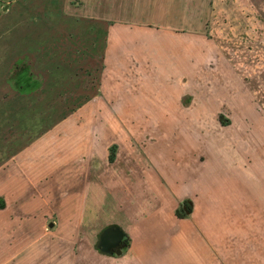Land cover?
Returning a JSON list of instances; mask_svg holds the SVG:
<instances>
[{"label":"rangeland","instance_id":"1","mask_svg":"<svg viewBox=\"0 0 264 264\" xmlns=\"http://www.w3.org/2000/svg\"><path fill=\"white\" fill-rule=\"evenodd\" d=\"M57 122L61 190L22 194L12 159ZM0 176V264H58L56 231L61 264H264V0H0Z\"/></svg>","mask_w":264,"mask_h":264},{"label":"crops","instance_id":"2","mask_svg":"<svg viewBox=\"0 0 264 264\" xmlns=\"http://www.w3.org/2000/svg\"><path fill=\"white\" fill-rule=\"evenodd\" d=\"M88 153L90 156L94 157V156H96L97 152L90 147ZM92 153H93V155H92ZM58 155H61V122H57V125H55V127L52 130H50L45 135L38 137L37 139L32 141L27 147H25L22 151L16 153L15 156L13 157L12 162L10 164L11 166H9V167H11L12 170H16V174L19 175V177H22V178H20V181H19V183L21 185L22 194H24V193L34 194L37 191H39V192L41 191L40 192L42 195L41 199L43 200V197L45 199H47L49 197V196L45 195L47 192H51V194H52L54 190H56V191L61 190V183H55L54 184L53 181L50 180L51 171H49L50 168H55L56 170H58L56 172V176H61V157L59 158ZM76 156L77 155L73 156L74 159L76 158ZM63 165L64 164H62V166ZM13 168H15V169H13ZM108 190H105V193H96V192L94 193V190H90L89 194L92 195V199L89 200V207L90 208H96V204H101V205H102V203L105 204L107 202L108 195H109L106 193ZM58 200H59L58 206H59V208H61V198ZM41 204H44V203L41 201ZM111 204L112 203L110 202L109 205L111 206ZM105 206H107V205H105ZM76 207L79 209V211L77 212V218L75 217V219L73 221L77 220L79 223L80 220H82L81 200H79L77 202ZM111 207H113V205ZM192 207H193V203H192ZM102 208H103V206H102ZM106 210L108 211L109 208H106ZM60 212H61V210L59 211V220H60L59 223H61V213ZM44 219L46 220L45 217H44ZM2 220H4V223L9 224L7 229L9 231H11L12 229H14L12 226H14V222H17L18 218L13 219L10 217H1L0 216V223L1 224H2ZM26 222H27V224L28 223H30V224L35 223V222L25 221L24 224ZM70 222H72V221L70 220ZM45 223H46V221H45ZM113 224L119 225L118 223H113ZM56 226H58L57 223H56ZM120 226L123 229H125L121 224H120ZM54 227H55V222L49 223L48 228H47L48 232L44 233L42 231L43 236H45V234L50 235V233H51L50 229L53 228L52 230H54ZM24 228H25L24 229V232H25L24 235L27 238L28 233H33L32 231H30V229H32V226H30L28 224V227H24ZM56 229H58V228H56ZM55 234H56V237H58L57 238L58 244L54 243V247L56 249L60 250L59 255L57 256V263L61 264V231L60 232L56 231ZM40 238L41 237H39V239ZM47 245H49V243H47ZM100 254L104 257H108V258L113 259V257L111 255H105L103 253H100ZM17 257H18V255H17ZM17 257H15L16 260H17ZM15 258H13V260H15ZM73 258L71 260L65 261L64 264H69L70 262L73 261ZM32 259H33V257H32ZM8 261H11V263H8V264H13L12 259L7 260L6 262H8ZM30 261L26 260L25 264H34V262L31 263Z\"/></svg>","mask_w":264,"mask_h":264},{"label":"water","instance_id":"3","mask_svg":"<svg viewBox=\"0 0 264 264\" xmlns=\"http://www.w3.org/2000/svg\"><path fill=\"white\" fill-rule=\"evenodd\" d=\"M192 205V203H191ZM184 207V206H183ZM185 209V214L190 215L191 210ZM99 241L95 249L101 251L105 255H121L123 253L122 247H119L120 241L129 238V234L120 225L112 224L104 229L97 235ZM102 249V250H101Z\"/></svg>","mask_w":264,"mask_h":264},{"label":"trees","instance_id":"4","mask_svg":"<svg viewBox=\"0 0 264 264\" xmlns=\"http://www.w3.org/2000/svg\"><path fill=\"white\" fill-rule=\"evenodd\" d=\"M22 63H24V62H22ZM22 63H20V61L16 64V66H15V73H19L20 72V70H21V68H22V66L24 65V64H22ZM26 63V62H25ZM30 70V69H29ZM30 72V71H29ZM35 77H34V75L32 74V73H29V74H26L25 76H24V83H27L28 81H29V83L32 85L34 82H35ZM41 80V79H40ZM11 84H12V82H11ZM22 85L20 84V86L19 87H17V89L20 91V92H22L23 94L25 93V92H32V91H34V90H40V89H36V88H30L29 90H26V91H24L23 92V90H22ZM21 93V94H22Z\"/></svg>","mask_w":264,"mask_h":264},{"label":"flooded vegetation","instance_id":"5","mask_svg":"<svg viewBox=\"0 0 264 264\" xmlns=\"http://www.w3.org/2000/svg\"><path fill=\"white\" fill-rule=\"evenodd\" d=\"M185 208H187L188 210L189 209H192L193 207H192V205H191V202H188V201H186V202H183L182 204H181V206H180V208L181 209H184V207ZM98 241H99V239H98V237H97V239H96V244H95V246L97 245V243H98ZM129 245H130V240L129 239H123V240H121L120 241V244H119V247H122V251H123V253L121 254V255H123L125 252H127V250L129 249ZM102 250V249H101ZM98 252H100V253H102L101 251H99L98 250ZM120 256V255H119ZM112 257H118V255H112Z\"/></svg>","mask_w":264,"mask_h":264}]
</instances>
